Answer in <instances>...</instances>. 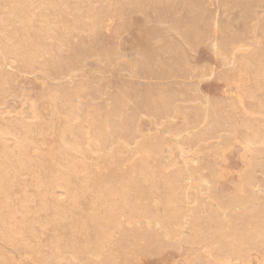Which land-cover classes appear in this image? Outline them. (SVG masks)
Listing matches in <instances>:
<instances>
[{
	"label": "rangeland",
	"instance_id": "374dc122",
	"mask_svg": "<svg viewBox=\"0 0 264 264\" xmlns=\"http://www.w3.org/2000/svg\"><path fill=\"white\" fill-rule=\"evenodd\" d=\"M87 2L90 6H88V4L86 5ZM67 5L70 10V14L72 13L73 18L76 20V24H74L72 28L69 29L55 26L54 29L50 31V40L48 41L47 45L41 48L40 52L37 54L39 65L35 64L30 67L24 63L16 62L11 56H7L5 58L0 57V125L16 127L21 124V120L34 122L38 119V113H40L41 116H45V113L47 112V108H44L46 104L45 96L56 95V106L58 107L59 105V107L57 108L55 113L56 115L54 114L52 120L55 122V118L57 116L58 122L62 123L63 121L60 120V118L64 120V114H67L65 117L66 119L69 118V121L71 120L70 122L72 123L74 130L84 126L90 135L95 128L97 116L95 115L94 110L90 108L89 104L91 102H97V107L99 108H97L99 110V117L102 118L105 111V102L108 101L107 98L112 99L113 97H116L117 105L114 109L115 113L113 116L115 119L107 126V130L109 132L114 129H120V131L116 130L117 132L112 133L114 142L122 140L128 141L129 138L132 139V136H135L132 133V129L135 127L139 128L144 136H158V148L155 150L159 153L157 161L159 160L160 163L164 165V161L168 160L166 159L167 157L165 153L167 144L165 142L164 136L157 134L158 132L156 130L157 127L155 121L147 116V114H150L151 111V116H154L156 120L158 118V120H163L169 115V113H171L170 111H172L173 104L187 103V105H190L189 102L192 101L193 103L191 105L193 106H195L197 103L204 105L205 97L209 96L212 100V107L209 111L211 112L210 114L217 113L219 118L221 117L217 126H215L216 130L214 131H217V129L218 131L223 130L224 125H221L223 124L222 120L228 119L231 122L233 120L234 126L236 128L234 137H236L237 134L239 136L240 132V134L243 135L245 133L243 127H241V120H248L249 122L252 120V123L254 121V116L252 114H255L256 111H259L257 110V106L264 104V94L262 91H255L253 93V98L255 100H253V98L249 100L244 99V105H240L238 100H236L237 95L239 94L237 87L240 84V79L245 81V92L249 90L252 91L253 86L257 82V70L255 69L257 61L256 58L254 59L253 56L251 57V55H249L247 48L248 46H257L264 50V0H67ZM91 6L95 9V13L100 12L104 14L102 15L103 22L98 26L94 33L83 31L82 25L80 23L82 15H85L88 9H91ZM214 25H216V28ZM132 39L136 40L137 45L134 50L141 57L137 58L134 55L130 56ZM211 40L213 43L216 40L215 43L218 45L221 43L219 46L223 49L228 57L232 56L233 54L232 57H234V64L228 66L223 59L215 57L210 46ZM127 42L128 44L130 42L131 43L127 45ZM234 47L238 48V50L235 48L237 52L235 49L233 50ZM243 48H245V50ZM104 55L108 57V60L105 63L96 61L97 56L99 57ZM135 57L138 59V61ZM13 62L15 64H13ZM67 74L73 75L74 77V83L70 86L67 84V82H64L63 79ZM218 76H223L225 82L218 80ZM82 87L84 88L83 92ZM74 92L79 93L81 96V101L79 103H76V101L72 100V95H74ZM126 96L130 98L129 101L126 100ZM165 98H167L168 102ZM233 100H235V102ZM160 102H162L161 106ZM246 104H248V106ZM113 106H115V102H113ZM157 106L160 107L157 108ZM183 106H181L183 109L181 107L179 108L181 111L178 110V117H176V119L170 125V127H172L175 131L182 130L186 127L194 128V126H197L202 118L203 113H200L199 109H189L186 106H184L185 108ZM231 106L233 107V110ZM124 109L130 110V114L128 116L123 114L120 115L121 111ZM253 109L256 110L253 111ZM61 111L62 113H60ZM220 112L223 114H220ZM234 112L238 115H234ZM260 112H262V110H260ZM196 113L199 115L201 114V117L199 116V118ZM237 116L238 119L236 118ZM245 116H247V119ZM131 118H133L132 121ZM58 122L56 121L55 123L57 124ZM40 128L41 126L37 127L33 125V131L29 135L30 142L28 143L29 150L27 149V152L29 151V158H31L30 165L32 167L34 166L33 161L35 160V157L39 156V154H41L44 150V146L42 144L44 141L41 140H45L44 143H48L47 145L51 144V153L60 155L61 152H63L62 148L58 146V144L53 143L52 145V143H50L51 136L48 135V133V136L46 137L44 136L45 134H43V136L38 134L36 135ZM44 128L45 129H43V131L46 130L45 125ZM125 130L130 135H128ZM88 136L81 138V144L83 141V146L85 148H89L91 152L97 150L101 151L102 147L99 145H93L87 141ZM0 140L1 146L3 144L1 142H4V144H8L5 145L7 149L12 150L14 148V142L11 139L7 138L5 140L6 142L4 139L0 138ZM228 142L229 143L227 145L229 147L227 146V148L224 150V158H219L214 153H202L198 156L200 159V166L202 165V167H204L206 164H208L206 165L207 168L209 167L208 169H212L211 171L216 170L214 172L217 173V176L215 177V187H217H214V189L211 191V194H213L214 197L218 199L219 206L221 207L225 206L226 203L234 198L238 189V185L240 182H242L241 177L244 174L243 171L245 168L243 163L244 155L246 154V157L249 161H251L256 155V145L254 143L250 144V147L244 148L241 143L234 141V139ZM183 149L184 152L180 151L181 149L179 150V148L177 149L176 147H169L170 160L173 161V163H176L177 167L180 168H183L184 164L187 163V160L191 158V154L187 153L188 145H185ZM16 151L17 150H14V152L12 151L14 155H16ZM134 155L138 154L135 153ZM89 156L92 158L95 157V154L92 153ZM72 158L75 160L81 159V157L78 155H73ZM115 158L116 157L112 158L111 160H101L102 162L99 161V166L101 165L100 168H102L104 171L109 165L115 166H112L113 175L111 174V179L104 177L105 172H101L103 173L101 175L102 178L100 177L97 180L99 183L102 182L100 185H105L107 182H111L112 184H115L116 182L117 184V182H120L123 174L130 173L133 168L137 172L138 169H140V165L138 166V164H136L135 166L134 164H130L126 161V154L124 152H120L117 155L116 160H114ZM203 158H206L205 161H207L204 162ZM113 161H115V164L112 163ZM150 164L154 170V175L157 177L156 179L159 180V178L162 176V172L159 169L154 168L155 164H153V162L150 161ZM129 165L131 166V169ZM49 168L50 167L48 164L41 166L39 169L41 176L43 175V177H45V175H47L50 170L53 169L52 167V169ZM54 170L56 171V169H53V171ZM57 170L60 169L57 168ZM171 171L172 168H169L165 172L171 174ZM185 177V172H183L180 178L181 181L179 189L176 191L173 199L175 201V206L180 208L183 207L181 192L184 190L183 186L185 184L183 185V181ZM159 181H156L155 185V187L159 189L151 191L152 195L150 201H155V205L150 206L147 218L152 219L155 217L157 219H161L163 221L162 225L168 231L175 233L176 230L173 225L170 223L168 224V222L164 220L162 200L166 195V191L165 189H160L161 186H157L159 185L157 183ZM143 185L142 191L145 192L147 190L146 192H148L149 186H147V189V183H144ZM25 188L28 189L25 190ZM25 188H13L10 196L6 199V206H8V208L13 211L10 216L12 218L10 220L11 223L9 222L10 225L14 226L16 223L23 226L34 224L33 230L35 237L33 239H28L29 246L31 248L29 250L22 249L21 247L13 248L11 245L0 240V255L6 259L12 258L14 264H27L26 261L29 257L27 253L32 250L36 252L38 251L39 256H43L44 260L46 259L43 264H56L55 257L63 259L62 263L60 264H99L100 260L97 261V259H91L84 253L79 254L80 256L78 255L75 257L76 259L73 260L71 257L68 258L69 255L67 256V253L70 252L69 249L73 246L80 247L83 240L82 235H73L67 230L68 226H70L73 222V219L72 221L68 220L69 216H67L68 221L66 220L65 223L62 222L59 224H51V227L54 226L53 228L48 226L41 230L38 226L39 223L44 222V219H47L48 217L53 219L51 212L43 213L42 211H38L23 214L18 210L19 204L21 200L24 199L26 192V196H30L29 193H31V195L33 194V188L29 182L28 185L26 184ZM88 188L91 189L89 190ZM92 188L93 183L88 181L87 185H84L85 190H83V194L81 193L83 196H81V194L79 195L82 198L79 196L78 198L80 199L77 198V204L80 203L78 206L80 211L82 209L83 216L86 214L88 209L87 207L90 205L91 201L89 202V200L92 199ZM22 189L24 190L25 194ZM203 191L204 190L202 189V193L193 192L191 195L193 198H196V201H198V207L195 210L196 213L192 218V224L193 222L196 223V228L186 231V233L189 234L191 238L198 236L197 238H206L210 240L213 236L218 235H234L237 237H244L248 229H251V227L255 226L256 224L264 223V197L262 205H253L250 207V210L245 211V213L244 211L239 212L241 217L237 212H232L231 214V212L228 211V219L224 220L222 215L219 214L216 209L214 210L215 207L206 205L207 197L205 196V191ZM220 192H222V195H219ZM250 192L247 191L246 193L248 197L251 196L249 198L252 200L254 199V194L252 191ZM131 193L129 192V196L126 193H123V195L120 193L119 195L130 205H134L135 202L137 203L139 201L140 196H138L139 194ZM54 195L60 197L61 199L62 194L60 190L57 189L54 192ZM202 197L205 198L203 199ZM116 199L117 198H114V200ZM224 199H227V201ZM36 201L37 200L35 199H30L28 202L27 207L31 211L35 210L37 206ZM46 201L49 202V198H47ZM77 213H79V211ZM1 215L5 216L4 211L1 212ZM200 215H203L204 218ZM215 215H218V217ZM128 216L129 214L127 212L122 214L120 217L121 220H119L113 229H111L109 226L105 227L106 231L110 232L112 230V232L110 246L103 247L104 256H107V254L110 252L118 250L119 254L121 255L118 262L119 264H208L219 262L221 259L222 261H226L227 264L264 263L263 257L260 256V253L256 251H252L250 252L251 254H249L226 249L220 250L221 252L219 253L214 251L212 252L211 256L205 257L200 254V250L198 251V247L192 242H180L179 245L178 242L176 243V241L167 242L166 240L165 242V238H163L161 232H158L160 230L155 225L150 224L147 221L141 223L129 222L127 221ZM234 216H236L235 219ZM70 218H72V216ZM15 220L19 221L17 222ZM220 220H223L222 223ZM247 221L249 223H246ZM251 221L254 223V225L251 223ZM260 221L262 223H260ZM54 222H56L55 219ZM17 224L15 226H18ZM216 226L218 227L216 228ZM3 228L4 227L0 225V232L3 231ZM234 228L236 230H234ZM90 229L91 228L86 229V231H88L87 234L85 231V236L88 241L92 243L94 240L96 241L98 234L93 229ZM205 230H207L208 233L205 232ZM91 238L95 239L92 240ZM125 238L127 240H125ZM132 240H139L141 248L143 249H137L136 251L132 252L130 257H124L123 254L127 252L129 247L127 241ZM50 243H56L57 249L54 250L51 248ZM194 246H196V248ZM145 247L146 249L144 250ZM159 247L163 248L161 254H158ZM187 255H191L190 257L192 259ZM193 256H198L200 261L198 258L197 261Z\"/></svg>",
	"mask_w": 264,
	"mask_h": 264
},
{
	"label": "bare ground",
	"instance_id": "6f19581e",
	"mask_svg": "<svg viewBox=\"0 0 264 264\" xmlns=\"http://www.w3.org/2000/svg\"><path fill=\"white\" fill-rule=\"evenodd\" d=\"M87 4H88V2L86 3V5ZM88 6H90V5L88 4ZM94 10L95 9L92 8V6H91V9L89 8L88 11L86 10L87 11L86 14L82 15V19L80 21V23L82 25V30L86 31L88 33H94L96 31V29L98 28V26L103 22V16L102 15H104V14L100 13V12L95 13ZM69 11L70 10H69L68 5H67V0H0V57L5 58L7 56H11L16 62L24 63L30 67H32L35 64L39 65L37 54L40 52V49L45 47L47 45L48 41L50 40V35H49L50 31L52 29H54L55 26L60 27V28L62 27V28L69 29V28H72V26L74 24H76V20L73 18L72 13L70 14ZM214 26L216 28V25H214ZM175 31H176V29H175ZM212 40L210 42V46H211V50H212L213 54L215 55V57L223 59L225 61L226 65H228V66H231L232 64H234L233 63L234 57H232L233 54H232V56L228 57L225 54V52L223 51V49L219 46V45H221V43H219V45H218L217 43H215L216 40L214 41V43L212 42ZM129 44L127 42V45H129ZM136 45H137L136 40L132 39V46H131L132 48H131L130 56L134 55L138 58L141 56L134 50ZM243 47H244V45H243ZM235 48L236 47H234L233 50ZM236 49L238 50V48H236ZM236 49H235V51H236ZM243 49L245 50V48H243ZM247 50L249 51V55H251V57L253 56L254 59L256 58V61H257V65L255 66V69L257 70V75H256L257 76V82L255 85L253 84L254 86H253L252 91L249 90V91L245 92V88H244L245 81L243 79H240V84L237 87L239 90V94L237 95V99H236V100H238V103L240 105H244L243 104L244 99L249 100V99L253 98V93L255 91H260V92L262 91V93L264 94V53H263L264 50L260 49L257 46H248ZM142 56H143V54H142ZM137 58H136V60L138 61ZM107 60H108V57L105 55L99 56V57L97 56V58H96L97 62H102V63H105ZM135 61H134V63H135ZM14 62H13V64H15ZM253 65H254V63H253ZM71 70H73V69H71ZM254 74H255V72H254ZM63 79H64V82H67V84L69 86L74 83L73 75L67 74L64 76ZM218 80L225 82V79L223 76H218ZM259 82L261 83V85ZM96 87H97V85H96ZM83 91H84V88L82 87V92ZM80 93H81V91H80ZM245 93H246V95H245ZM61 96H63V95H61ZM45 97H46V99H45L46 104H45L44 108L45 107L47 108V112L45 113V116H41V114L38 113L39 114L38 119L37 120L34 119L35 120L34 122L33 121L27 122V121L21 120L20 121L21 124H20L17 121L20 125L16 126V127H10L8 125H5V126L0 125V138L4 139V141L7 138H9L14 142V148L12 150L7 149L5 147V145H8V144H4V142H1V143H3L2 146L0 144V146H1V148H0V225H2L4 227L3 231L0 232V240L2 242L11 245L13 248L21 247L22 249H26V250L27 249L29 250L31 248L29 246L28 239H33L35 237V233L33 230L34 224L33 225L29 224L27 226H25V225L23 226L21 224L18 225L16 223L18 226H15L16 224L14 226L10 225V223H11L10 220L12 219L10 216H11L13 211L10 208H8V206H6V199L10 196L12 189L15 187H21L24 189L26 187V184L28 185V182H29L33 188V194L31 195V193H29L30 196H26L27 192L25 194L24 190L22 189L25 195H24V199H22L20 204H19L18 210L23 214L24 213H30V212H38V211H42L43 213H50L51 212L53 219L48 217L47 219H44L45 220L44 222L39 223L38 226H39V229H41V230L48 227V226L51 227V224H55V223L59 224L62 222L65 223L67 220V216H69V218L72 216V218H70V219L68 218V220H71V221L73 219V222H72V224L70 223L71 225L68 226L67 230L69 231L70 234H73V235L78 234V235H82V237H83L82 244L80 247H74L73 246L70 249L68 248L70 250V252L67 253V256L69 255L68 258L71 257L72 260L76 259L75 257H77L79 254L84 253V254L88 255V257H90L91 259L94 258V259H97V261L100 260L101 264H119L118 262H119L121 255L119 254L118 250H115V251L112 250L113 252H110L109 254H107V256H104L103 247L104 246H108V247L110 246L111 232H112V230L110 232L106 231L105 227L109 226L111 229H113L117 225L119 220H121L120 219L121 215L124 214L125 212H127L129 214L127 221L138 222V223L147 221L150 224L155 225L160 230L158 232L162 233L163 238H165L164 239L165 242H166V240H167V242L176 241V243L178 242V245L180 242H182V243L183 242L184 243H189V242L191 243L192 242L193 244H195L198 247V251L200 250V254L205 256V257L211 256L212 252H214V251L219 253V252H221L220 250L231 249L234 251L244 252V253H249V254H251L250 252H252V251H256V252L260 253V256H262L264 259V223L263 224H256L255 226L251 227V229H248L246 231V234L244 237H237L234 235H232V236L218 235V236H213L210 240H208L206 238L205 239L204 238H202V239L197 238L198 236L191 238L189 236V234L186 233L187 230L189 231L190 229L196 228V223L193 222V224H192V218L194 217V214L196 213L195 210L198 207V205H197L198 201H196V198H193L191 196L193 192L198 193V192H201L203 189L205 191V196L207 197L206 198L207 199L206 205L215 207L214 210L216 209L219 212V214L222 215L224 220L228 219V215H227L228 211H230L231 214H232V212L239 213L242 211H244V213H245V211L250 210L251 206L256 205V204L257 205L263 204V197H264V104L258 105L257 110H259V111H256L255 114H252L254 116V121L252 123L255 122L256 123V124L254 123L255 125L251 123L252 118L250 119L251 120L250 122L248 120H241L242 123L239 121L242 124L241 127H243V130L245 131V133L243 135V134H240L241 133L240 132L239 136L237 134L236 137H234L235 133H236V128L234 126L233 120H232V122L229 121L228 119L222 120L223 124H221V125H224L223 130L218 131V129H217V131H214V130H216L215 126H217L218 121L221 117L219 118L217 113H213L215 111L212 112L213 114H210L211 112H209V111L212 107V100L209 96L205 97L204 105L197 103V104H195V106H193V105H191L193 103L192 101L189 102L190 105H187V103H181V104L175 103V104H173L172 111H170L171 113H169V115L167 117H165L166 119L164 118L163 120H158L159 118L156 120V118H154V116H151L152 111L151 112L149 111L150 114H147V116L155 121V124L157 127L156 130L158 132L157 134L158 135L161 134L162 136H164L165 142L167 144L165 153H166V157H167L166 159H168V160L167 161L163 160L165 163H164V165H162V163H160L159 160H158L159 162L157 161V159L159 157L158 156L159 153L157 151H155L158 148V143H159L158 142L159 141L158 136H152V135L144 136L143 133H141L140 129L135 127L134 129H132L133 130L132 133L135 135V136H132L133 137L132 139L129 138L128 141L122 140V141L114 142V140L112 138V133L117 132L116 130L120 131V129L119 128L114 129L111 132H109L107 130V126L115 119L113 116L115 113L114 109L117 105L116 97H113L112 99L107 98L108 101L105 102V111L103 114L104 116L102 118L99 117V110H98L99 108L97 107V102H95V103L91 102L89 104L90 108H92L94 110L95 115L97 116L95 128L93 129V131L90 135H89L88 131L85 129L86 127H84V126H82L81 128H78V129L76 128L74 130V127H73L72 123L70 122L71 120L69 121L68 120L69 118L66 119V117H65V115H67V114H64V120L60 118V120L63 121L62 123L58 122V119L56 116L55 119L58 122L56 124L55 123L56 121L54 122L52 120L54 114L57 111V108L59 107V105H58V107L56 106V95H49V96L47 95ZM72 97H73L72 100L76 101V103H79L81 101V96L77 92H74V95H72ZM82 98H83V96H82ZM125 98L127 101L130 100V98L127 96ZM162 98H163V96H162ZM165 99L167 100V98H165ZM168 99H169V97H168ZM253 100H255V99L253 98ZM233 101L235 102V100H233ZM113 102H115V106H113ZM167 102H168V100H167ZM167 102H166V104H167ZM161 103L162 102H160V106H161ZM230 103H228V104H230ZM262 103H263V101H262ZM164 104H163V106H164ZM183 105L189 109L190 108L199 109V112L203 113L202 118H201V121L199 120L200 122L198 123V125L197 126L195 125L194 128L186 127V128H183L182 130L175 131L172 127H170V125L173 123V121L176 119V117H178V115H179L178 110ZM219 105H220V103H219ZM246 105L248 106V104H246ZM169 106H170V104H169ZM245 106H244V108H245ZM159 107L157 106V108H159ZM225 107H226V105H225ZM64 108H62V109H64ZM165 109H166V106H165ZM221 109H222V107H221ZM37 110H38V108H37ZM232 110H233V107H232ZM254 110H256V109H253V111ZM260 110H262V112H260ZM62 111H64V110H62ZM62 111L60 113H62ZM179 111H181V109ZM193 111H194V109H193ZM69 114H70V112H69ZM121 114L128 116L130 114V110L124 109L121 111L120 115ZM156 114H157V112H156ZM196 114L198 115V117L199 116L201 117V114L200 115L198 113H196ZM220 114H223V113L220 112ZM235 114H237V113L234 112V115ZM256 115H258V116H256ZM259 115H263V116H259ZM164 116H165V114H164ZM232 117H231V119H232ZM245 117L247 119V116H245ZM236 118L238 119V116ZM243 118H244V116H243ZM129 119H130V117H129ZM132 120H133V118H131V121ZM33 125L37 126V127L41 126V128L38 130V133H36V135L38 134V135L43 136V134H45L44 135L45 137L50 135L51 136L50 143H52V145H53V143L58 144V146H60L62 148L63 152H61L60 155L51 153L50 152V145L51 144L49 143L50 145H47L48 144L47 142H46L47 144L44 143L45 140H41V141H44V142H42V144L44 146V150L41 154H39V156L35 157V160L33 161L34 166L32 167L30 165V161H31L30 159L31 158H29L30 155L28 154L29 151L27 152V149H28V143L30 142L29 141V135L33 131L32 130ZM44 125L46 126L45 131H43V129H45ZM126 126L128 127L127 124H126ZM236 126H237V124H236ZM115 127H117V126H115ZM115 127H113V128H115ZM125 132L128 133L126 130H125ZM47 133H48V135H47ZM128 135H130V134L128 133ZM31 136H33V135H31ZM85 136H88L87 141L89 143H92L93 145H99L100 147H102L101 151L97 150V151L91 152L89 150V148H85L83 146V141H82V144L80 142L81 138H84ZM162 136H161V138H162ZM34 137H35V135H34ZM37 137H39V136H37ZM232 139H234V141H236L238 143H241L244 146V148H248V147H250V144L254 143L256 145V148H255L256 149V155L251 161H249L247 159L246 154L244 155L243 163H244L245 168L243 171L244 174L241 177L242 182L239 183L238 189L236 188L237 191H236V195L234 196V198L232 200L229 199L230 201L228 203H226V205L224 204L225 206L221 207V206H219L218 199L216 197H214L213 194H211V191L215 187V177L217 176V173L214 171H216V170L213 169L214 171H211L212 169L211 170L208 169L209 167L207 168V166H206L208 164L205 165L206 167L205 166L202 167V165L200 166V159L198 158V156L202 153H208V154L214 153L219 158H224V150L228 146L227 145L229 143L228 141H230ZM185 145L186 146L188 145L187 153L191 154V158L190 159L188 158L189 160H187V163L184 164V167L180 168V167H177L176 163H173V161L170 160L169 147H171V148L176 147L177 149L179 148V150L181 149L180 151L184 152L183 147ZM30 146H31V144H30ZM7 147H9V146H7ZM14 150H17L16 155H14V153H13ZM120 152L121 153L124 152L126 154L125 159L127 162H129L130 164L132 163L135 166H136V164H138V166L140 165V169H138V172H137L133 168L132 171H130V173L123 174L121 180L119 179L120 177L118 178L120 180V182L119 183L117 182V184H116V182H115V184H112L111 182H109V183L107 182L105 185H100L102 183L101 181L104 180V179L101 180L100 181L101 183H99V181H97L100 177L102 178L101 175L103 173H101V172H105L104 177L111 179V174L113 173V167L112 166H114V165H112V166L109 165L106 168V170L104 171L102 168H100L101 165L99 166V161L105 160V159L111 160L114 157L117 158V155ZM92 153L95 154V157L91 158L89 155ZM133 153L134 154L136 153L138 155H134ZM73 155H76V156L78 155L81 157V159L75 160L74 158H72ZM116 158L114 160H116ZM205 159H204V162L207 161V160L205 161ZM150 161L153 162V164H155L154 168L159 169L162 172V173L160 172L162 174V176L159 178L160 181L156 179L157 177L154 175L155 173L153 172L154 170L151 167L152 165L150 164ZM114 162L115 161H113L112 163H114ZM45 164H48L50 168L52 167L53 169H56V171L55 170L53 171V169L51 168L52 170H50V172L47 175H45V177H43V175L41 176V174L39 173V169L41 168V166H43ZM103 165H104V163H103ZM102 167H104V166H102ZM129 167L131 169L130 165H129ZM57 168H59L60 170H57ZM169 168H172L171 174H169L168 172H165ZM136 169H137V167H136ZM183 172H185L186 177L183 181L184 183L182 182L183 185L184 184L185 185L183 186L184 190H182V192H181V195H182L181 200L183 203V207L180 208L178 206H175V203H174L175 201L173 199H174V195H175L176 191L179 189L180 181H181L180 178H181V175L183 174ZM241 174H239V175H241ZM220 176H221V174H220ZM88 181L93 183V188L91 191L92 199L89 200V202L91 201L89 207L86 206L88 208L87 212L83 210L84 212H86V214L83 216L82 209L80 211L79 206H78V204L80 205V203L77 204V198L83 192V190H85L84 185L85 184L87 185ZM156 181H159V182H157L159 184L157 186L158 187L161 186L160 189H165V191H166V195L162 200L163 211H164L163 212L164 220L166 222H168V224L170 223L171 225H173V227L176 230L175 233L168 231L162 225L163 221L161 219H157L155 217L152 219L147 218V214H148V210L150 209V206L155 205L154 204L155 201H153V200L150 201V198L152 195L151 191L155 190V189H159V188L155 187ZM97 182L99 185L97 184ZM144 183H147L146 187L149 186V191L146 192L147 191L146 190L145 191L146 193L142 191V185ZM72 185H73V188H72ZM143 186H145V185H143ZM26 189H28V188H25V190ZM57 189L61 191V194H62L61 199H60V197L55 196L56 194L54 195V192ZM147 189H148V187H147ZM247 191L248 192L252 191V193L254 194L253 195L254 199L251 200L249 198L251 196L248 197V195L246 193ZM129 192L130 193L132 192L131 194H133V193L139 194L138 196H140L139 201L137 203L135 202L136 204L134 203V205H130L128 202H126L124 200V198H121L119 195L120 193H122V195H123V193H126L129 196ZM89 193H90V191H89ZM155 193H157V192H155ZM221 193L222 192H220L219 195H222ZM82 194H81V196H83ZM163 194H164V192H163ZM227 195H228V192H227ZM118 197H120V198H118ZM47 198H49V202L46 201ZM80 198H82V197H80ZM80 198H78V199H80ZM84 198H85V196H84ZM114 198H117V199L114 200ZM30 199L31 200H33V199L37 200L36 201L37 206H36L35 210H33V211H31L27 207ZM225 201H227V199ZM129 202H130V200H129ZM201 202H202V200H201ZM84 206H85V203H84ZM80 208H81V206H80ZM178 208H180V209H178ZM258 208H259V206H258ZM251 210H252V208H251ZM2 211H4L5 216L1 215ZM78 211H79V213H77ZM253 211H255V210H253ZM250 214H251V212H250ZM262 214H263V211H262ZM239 216H240V213H239ZM158 217H159V215H158ZM208 217H210V216H208ZM216 217H218V215ZM219 217H220V215H219ZM230 217H229V219H230ZM235 217L236 216H234V219H235ZM203 218H204V216H203ZM20 219H22V218H20ZM54 219L56 220V222H54ZM212 220H214V219H212ZM251 220H253V219H251ZM15 221H17V220H15ZM209 221H211V220H209ZM220 221L222 223L223 220H220ZM233 222H234V220H233ZM217 223H218V221H217ZM246 223H249V222L247 221ZM251 223H253V222L251 221ZM260 223H262V222L260 221ZM199 224H198V226H199ZM203 224H201V225H203ZM66 225H67V223H66ZM165 225H166V223H165ZM211 225H213V224H211ZM219 225H221V224H219ZM253 225H254V223H253ZM53 227H51V228H53ZM206 227H207V224H206ZM217 227L218 226H216V228ZM225 227H226V225H225ZM65 228H67V227H65ZM65 228H62V229H65ZM87 228L93 229L98 234V236L95 235V236H97V238L95 237L96 238V241L94 240L95 242L93 241L91 243L86 238L85 231ZM210 229H211V227H210ZM222 230H224V229H222ZM234 230H236V229L234 228ZM87 231H86V234H87ZM194 232H195V230H194ZM205 232H207V230H205ZM191 234H193V233H191ZM162 235H160V236H162ZM198 235H200V234H198ZM89 236H88V238H89ZM238 236H239V234H238ZM95 238H93V239H95ZM125 240H127V239L125 238ZM127 244L129 247L127 249V252H125V254H123L124 257H130L132 252L136 251L137 249H143V248H141L139 240L127 241ZM169 245H170V243H169ZM196 246H194V247L196 248ZM162 247L158 248V254H161L162 249H163ZM51 248L56 250L57 249L56 243H52ZM145 249H146V247L144 248V250ZM196 254H197V252H196ZM27 255H29V257L26 261L27 264L28 263L29 264H43V262L46 260V259L45 260L43 259V256L42 257L39 256L38 251L36 252V251L30 250L29 253H27ZM187 256H189V255H187ZM190 256H189V258H191ZM194 258L197 260L198 256L194 257ZM198 259L200 261V258H198ZM227 260H229V259H227ZM55 261H56L55 262L56 264H60V263H62L63 259L55 257ZM100 262H99V264H100ZM189 262H191V261H189ZM0 264H14V262H13L12 258L6 259L0 255ZM208 264H227V263H226V261H222V259H221V261H219V262H213V263H208Z\"/></svg>",
	"mask_w": 264,
	"mask_h": 264
}]
</instances>
